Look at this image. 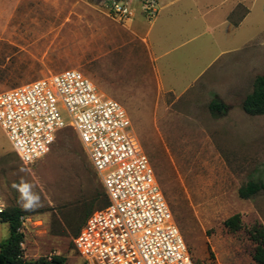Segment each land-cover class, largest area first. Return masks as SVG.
I'll return each mask as SVG.
<instances>
[{"label":"rangeland","instance_id":"obj_1","mask_svg":"<svg viewBox=\"0 0 264 264\" xmlns=\"http://www.w3.org/2000/svg\"><path fill=\"white\" fill-rule=\"evenodd\" d=\"M102 1L0 0V93L69 69L82 73L127 112L193 262L253 264L245 230L264 225V193L242 200L237 191L250 179L264 178V116H248L240 105L254 78L264 74V0L253 1L251 14L237 29L203 33L158 62L162 83L174 84L177 96L157 90L141 58L126 63L120 52L108 56ZM244 12L236 6L229 20L238 21ZM181 34L188 40L194 33ZM202 42L206 47L197 52ZM220 51L225 53L210 63ZM182 52L187 54L178 62ZM214 95L229 106L219 118L207 108ZM61 115L70 122L65 111ZM93 173L72 128L58 132L49 151L28 166L0 130L4 208L21 209L12 187L21 177L36 186L44 205L21 209L27 259L55 254L66 264H82L68 225L90 206L99 210L92 199L101 184ZM236 214L243 228L229 232L223 222ZM7 239L8 227L0 223V242Z\"/></svg>","mask_w":264,"mask_h":264},{"label":"built area","instance_id":"obj_2","mask_svg":"<svg viewBox=\"0 0 264 264\" xmlns=\"http://www.w3.org/2000/svg\"><path fill=\"white\" fill-rule=\"evenodd\" d=\"M132 1L147 19L157 16L158 0H103L101 8L122 23L134 15ZM66 128L76 133L108 199L72 240L82 264H194L119 102L73 69L0 93V130L21 164L42 158Z\"/></svg>","mask_w":264,"mask_h":264},{"label":"crops","instance_id":"obj_3","mask_svg":"<svg viewBox=\"0 0 264 264\" xmlns=\"http://www.w3.org/2000/svg\"><path fill=\"white\" fill-rule=\"evenodd\" d=\"M253 1L158 0L159 12L153 19L144 17L139 8V3L132 1L131 5L134 8V15L131 19L121 23L104 15L103 21L108 29V56L111 57L114 52H120L121 57L127 58L125 60L126 63H130V57L136 59L132 58L131 62L133 63L139 62L137 58H141L147 71L152 74L157 90L177 96L174 84L164 86L162 83L158 62L172 51L182 48L188 41L198 39L203 33L216 31L221 28H227L228 31L237 29L251 14ZM239 5L246 12L238 21H235L237 24H234V21L229 20V15ZM218 9L222 11L215 13ZM183 30H191L194 34H192L190 39L185 40L181 34ZM115 42L117 43L116 46H114ZM202 46L206 47L205 42L195 47L196 51L198 52L197 49L202 48ZM197 52H192V55L197 54ZM223 53L225 52L216 53L210 63ZM185 54L187 52L180 53L176 57L177 61L181 62ZM199 75L194 78V81L198 79ZM249 258L250 262H253L251 256ZM218 264L222 263L219 262Z\"/></svg>","mask_w":264,"mask_h":264},{"label":"trees","instance_id":"obj_4","mask_svg":"<svg viewBox=\"0 0 264 264\" xmlns=\"http://www.w3.org/2000/svg\"><path fill=\"white\" fill-rule=\"evenodd\" d=\"M237 24V22H234ZM241 110L248 116H264V74L257 75L253 82L251 91L244 96L241 101ZM208 111L213 118H219L226 114L229 106L225 104L217 95H214L207 105ZM94 172V170H93ZM93 176L97 177L96 173ZM98 178V177H97ZM101 184V183H100ZM264 193V178L250 179L241 185L237 195L242 200H250L257 195ZM98 201L99 210L108 204L107 196L101 185L100 191H97L92 199ZM92 206L84 212L80 220L74 225H68V234L72 240L79 233L86 219L96 210ZM23 211L18 207L4 209L0 213V223L8 227V239L0 242V264H66V258L62 255L41 256L35 259H27L23 254L24 235L20 231ZM223 226L229 232H237L243 228L241 218L238 214L233 215L223 222ZM247 239L253 244L251 258L255 264H264V225L255 223L245 230ZM73 246V242H72ZM194 264H212L209 261H195Z\"/></svg>","mask_w":264,"mask_h":264},{"label":"clouds","instance_id":"obj_5","mask_svg":"<svg viewBox=\"0 0 264 264\" xmlns=\"http://www.w3.org/2000/svg\"><path fill=\"white\" fill-rule=\"evenodd\" d=\"M20 171L23 172L24 169H20ZM12 187L18 192L17 204L23 211L31 212L44 206L41 196L35 191L36 186L23 177L18 183H13Z\"/></svg>","mask_w":264,"mask_h":264}]
</instances>
